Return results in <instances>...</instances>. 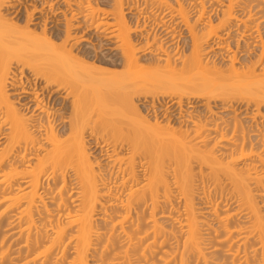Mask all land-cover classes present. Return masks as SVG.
Instances as JSON below:
<instances>
[{"label": "bare ground", "instance_id": "bare-ground-1", "mask_svg": "<svg viewBox=\"0 0 264 264\" xmlns=\"http://www.w3.org/2000/svg\"><path fill=\"white\" fill-rule=\"evenodd\" d=\"M30 1L0 0V264H264V0Z\"/></svg>", "mask_w": 264, "mask_h": 264}, {"label": "rangeland", "instance_id": "rangeland-1", "mask_svg": "<svg viewBox=\"0 0 264 264\" xmlns=\"http://www.w3.org/2000/svg\"><path fill=\"white\" fill-rule=\"evenodd\" d=\"M32 1V0H31ZM31 1L30 2H27V3H25V4H23L24 6H25V11L27 10L28 11V13L30 12V9H31V6H33V4L31 5L30 3H31ZM40 1V0H39ZM38 0L36 1L37 2V4H39L40 2H39ZM48 1H50V0H48ZM97 1H99L100 3L102 2V1H104V0H97ZM109 1V0H108ZM221 1H223V0H217V2H214L213 3V5H215V8H214V6H213V9L214 10H216V12H218V10H219V8H220V3H221ZM35 2V3H36ZM56 1L54 0V2H48V3H50V4H48L47 2L45 3V1H44V4H42V11L39 13V14H37L38 16L39 15H48V13H49V15L51 16L52 14L51 13H53V14H55L54 12H53V10L54 11H56V9H57V7H56V5L58 6L59 5V3L60 2H56ZM106 2H107V0H106ZM42 3V2H41ZM108 3V2H107ZM36 4V5H37ZM20 6L18 9H17V6H13L11 9H8L7 11H5V14H6V16L8 17V18H10V19H12V20H23L24 19V17H25V12H24V6ZM40 5V4H39ZM106 4H104V6H105ZM38 6V5H37ZM108 8V6L106 5V7H105V9H107ZM209 9V8H208ZM125 12H126V10H125ZM215 12V11H214ZM42 13V14H41ZM215 14L216 13H213L212 15H211V17L212 18H215ZM44 17V16H43ZM127 17H130L129 15H127ZM60 20L62 21V18L61 19H59V22H57V24L56 23H52V25H54V24H56L55 26H56V30H59V32H61L62 30H63V24H62V22H60ZM72 21H74V20H72ZM71 21V25L73 24V26H74V22H72ZM36 21H34V23H35ZM34 25H36V24H34ZM34 25H32V24H30V27L32 28ZM41 25V24H40ZM51 25V26H52ZM58 26V27H57ZM73 26H70V28L72 29V30H74V33L71 31L70 32V35H71V37H73V35L72 34H76V33H78V31H80L81 30V28H80V30H78V27L76 28V26H75V29H73L74 27ZM34 27H36V26H34ZM73 27V28H72ZM198 27H200V26H198ZM49 29L50 28V26H48V27H46V29ZM54 29V28H53ZM77 29V30H76ZM199 29V28H198ZM56 30H53L54 32L56 31ZM75 30H76V33H75ZM83 30V29H82ZM83 34H85L84 32H83ZM83 34H81V36H78L77 35V37H79L80 39H81V37H83ZM92 34V33H91ZM94 34V33H93ZM93 34H92V36L90 35V37H88V35H84L85 37L87 36V38H85V39H89V41H87V42H85V41H82V42H80L81 40H79V42H77V44L75 45V49H74V52L75 51H77L78 49H81L82 51L83 50H86V48H88L89 46H95L98 42L97 41H99V40H101L100 38V36H98L97 38H99V39H97L96 38V35H94L95 36V38H96V40L94 41L93 40ZM93 37V38H92ZM84 38V37H83ZM82 38V39H83ZM97 42V43H96ZM178 46H177V49H179L180 51H181V48H182V45L184 44V46L186 45L187 46V44H188V38H187V35L185 34V33H183L180 37H179V39H178ZM90 44V45H89ZM91 44H93V45H91ZM86 46V47H84V46ZM79 46V47H78ZM81 46H83V48H85V49H83ZM93 46V48H95V52H96V46L94 47ZM103 47H101V48H99V51H98V49H97V51H98V53L100 52V54L102 53V56L105 54L106 56H108L107 54L109 53V56H110V58H112L113 60H115L114 59V57H113V52H107V51H105V49L106 50H108V48L109 47H105V48H103ZM111 49V51H113V49L112 48H109V50ZM104 50V51H103ZM102 51V52H101ZM257 51H258V48H252V50H250L249 51V53H248V56L247 57H254V54H256L257 53ZM107 52V53H106ZM97 53V52H96ZM113 53V54H112ZM112 54V55H111ZM99 55V54H98ZM104 55V56H105ZM115 55V54H114ZM101 56V55H100ZM109 56H108V58H109ZM239 57V56H238ZM246 57V58H247ZM246 58H244V59H246ZM238 59H240V60H242L241 58H238ZM219 60H216V62H218ZM221 63L220 62H218V64L217 65H220ZM17 96H15V98H16ZM145 105H147V104H145ZM212 107H213V105H211ZM188 106H185L184 107V109H183V111H185V109H187V111H190L191 113H192V115H201V116H208L209 114H205L206 113V109H205V107H204V105H203V103L202 102H200V103H194V104H192V107L191 108H187ZM221 106H219V104H217L216 105V107H213L214 109H213V114H214V117H215V119H220V120H224V121H226V122H229V121H232V119H234V118H236V119H238V120H242L243 122L245 121V122H248L249 120L248 119H244V118H242L243 116H244V113H243V107L241 108V105L239 106V109H238V107L235 109V106L233 107V108H220ZM140 108L142 109L143 107L142 106H140ZM165 107H163L162 106V108H161V110H163ZM228 109V110H227ZM235 109V110H234ZM241 109V110H240ZM251 110V109H250ZM249 110V111H250ZM242 111V112H241ZM176 112H173V110H166V111H161V112H158V115H157V119H158V121H160L161 122V124H164V122L166 121V120H172L174 117H172V116H174V114H175ZM262 113H264V110H262ZM262 115H264V114H262ZM222 118V119H221ZM173 123L175 122L174 120L172 121ZM257 122H259V121H257ZM90 143H91V141H89Z\"/></svg>", "mask_w": 264, "mask_h": 264}]
</instances>
